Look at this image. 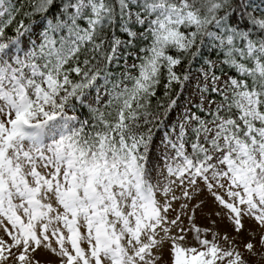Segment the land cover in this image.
I'll return each mask as SVG.
<instances>
[{"label": "snow or ice", "instance_id": "1", "mask_svg": "<svg viewBox=\"0 0 264 264\" xmlns=\"http://www.w3.org/2000/svg\"><path fill=\"white\" fill-rule=\"evenodd\" d=\"M0 264H264V0H0Z\"/></svg>", "mask_w": 264, "mask_h": 264}]
</instances>
